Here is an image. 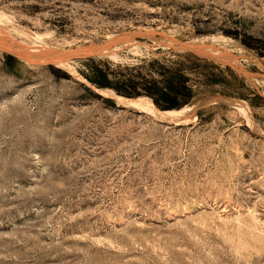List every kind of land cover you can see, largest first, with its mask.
<instances>
[{
    "label": "rangeland",
    "instance_id": "obj_1",
    "mask_svg": "<svg viewBox=\"0 0 264 264\" xmlns=\"http://www.w3.org/2000/svg\"><path fill=\"white\" fill-rule=\"evenodd\" d=\"M0 264H264V0H0Z\"/></svg>",
    "mask_w": 264,
    "mask_h": 264
},
{
    "label": "trees",
    "instance_id": "obj_2",
    "mask_svg": "<svg viewBox=\"0 0 264 264\" xmlns=\"http://www.w3.org/2000/svg\"><path fill=\"white\" fill-rule=\"evenodd\" d=\"M182 88L186 91V95L187 97H189L191 95V91L188 87L184 86V83H183V86ZM118 94H122V95H127V93H124L122 91H116Z\"/></svg>",
    "mask_w": 264,
    "mask_h": 264
}]
</instances>
